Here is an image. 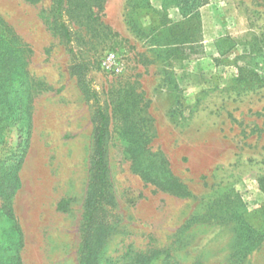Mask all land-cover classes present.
<instances>
[{"label":"rangeland","instance_id":"1","mask_svg":"<svg viewBox=\"0 0 264 264\" xmlns=\"http://www.w3.org/2000/svg\"><path fill=\"white\" fill-rule=\"evenodd\" d=\"M0 30V264H264V0H0Z\"/></svg>","mask_w":264,"mask_h":264},{"label":"trees","instance_id":"2","mask_svg":"<svg viewBox=\"0 0 264 264\" xmlns=\"http://www.w3.org/2000/svg\"><path fill=\"white\" fill-rule=\"evenodd\" d=\"M33 1V0H28ZM59 5L62 4L63 0H58ZM63 35L66 39H70V31L65 24H62ZM1 31V30H0ZM1 34V33H0ZM8 42H4L0 45V105L3 106V110L0 114V123L7 121L8 116L10 118V110L4 109V107H9L11 103L16 99L18 92H14L12 86L15 82L13 71L15 70V65H17L16 58H13V51L9 48ZM19 113L16 114V116ZM97 116L99 123L97 125V131L94 142V162H93V175H92V192L90 196V205H91V216L89 217L88 227L90 226L93 220L96 219L95 213L103 208V202H107L109 199V190L107 182V163H106V154H105V138H106V125L107 117L102 109L99 107L97 111ZM11 120V119H10ZM22 158L19 161V164L22 163ZM0 173V188L6 193V205H4L3 210L6 215L10 218H14V212L11 206L9 205V198L13 196L14 192L19 187V180L17 176L11 179L9 174L3 172L1 168ZM104 229L105 226L102 225L101 229ZM107 229V228H105ZM85 247L87 248V253L82 258V264H92V260L97 257L96 251L93 252L92 246L89 241H86ZM12 264H22L21 258L18 256L14 258ZM142 264H146L145 262Z\"/></svg>","mask_w":264,"mask_h":264}]
</instances>
